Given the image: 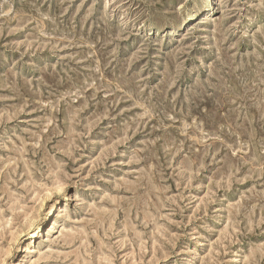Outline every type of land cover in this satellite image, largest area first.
Instances as JSON below:
<instances>
[{
	"label": "rangeland",
	"instance_id": "obj_1",
	"mask_svg": "<svg viewBox=\"0 0 264 264\" xmlns=\"http://www.w3.org/2000/svg\"><path fill=\"white\" fill-rule=\"evenodd\" d=\"M214 3L0 0V264H264V0Z\"/></svg>",
	"mask_w": 264,
	"mask_h": 264
},
{
	"label": "bare ground",
	"instance_id": "obj_2",
	"mask_svg": "<svg viewBox=\"0 0 264 264\" xmlns=\"http://www.w3.org/2000/svg\"><path fill=\"white\" fill-rule=\"evenodd\" d=\"M206 3H207L206 5L203 4L201 7H199L195 11H193V13L187 18L188 21L186 22V24L192 22L194 19H197V17H199L200 15L209 14L210 12L214 11V5H215L214 0H206ZM50 214H51V209L47 215H50ZM55 226H56V223H53L51 227L49 226L48 235L45 237V239H46L45 242L48 241L49 237L53 236L52 233L54 232ZM26 251H27V248L26 247L23 248V246H22V247H20V250L18 251V253L19 254H21L22 252L25 253ZM22 262L23 261H20L19 264H22Z\"/></svg>",
	"mask_w": 264,
	"mask_h": 264
}]
</instances>
